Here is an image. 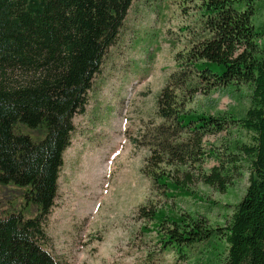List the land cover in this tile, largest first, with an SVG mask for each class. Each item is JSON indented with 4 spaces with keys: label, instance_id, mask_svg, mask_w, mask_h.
<instances>
[{
    "label": "trees",
    "instance_id": "1",
    "mask_svg": "<svg viewBox=\"0 0 264 264\" xmlns=\"http://www.w3.org/2000/svg\"><path fill=\"white\" fill-rule=\"evenodd\" d=\"M132 2L0 0V186L23 188L36 208L0 215V264H70L46 247L44 222L73 117ZM193 7L184 12L191 23L171 41L180 47L156 96L157 121L132 137L146 149L141 172L157 197L139 205L136 217L179 257L199 246L193 264H264V0H198ZM212 90L238 104L213 113L191 105ZM37 129L42 135L34 138L28 131ZM222 132L230 137L206 143ZM207 156L216 163L205 169ZM245 175L222 223L210 219L206 203L178 206L186 197L201 202L196 182L223 194Z\"/></svg>",
    "mask_w": 264,
    "mask_h": 264
},
{
    "label": "rangeland",
    "instance_id": "2",
    "mask_svg": "<svg viewBox=\"0 0 264 264\" xmlns=\"http://www.w3.org/2000/svg\"><path fill=\"white\" fill-rule=\"evenodd\" d=\"M197 1L133 0L128 9L86 93L83 110L72 120L57 195L44 222L46 247L56 257L70 264H193L198 257L199 246L190 248L187 258L163 249L150 224L143 229L145 222L136 217L139 205L157 197L141 172L146 149L132 142V137L157 121L156 96L174 68L180 47L171 41L181 37L180 26L191 23L184 12L191 11ZM201 104L213 113L238 102L212 90L199 93L191 105ZM236 129L229 128L232 133ZM28 132L34 138L42 135L39 129ZM229 137L222 132L207 137L206 143L218 145ZM215 163L207 156L202 166L208 169ZM246 185L247 175L222 194L196 182L193 189L201 202L186 197L178 206L188 210L194 203H206V214L222 223ZM23 192L13 184L0 186V215L13 209L33 215L36 208L25 202Z\"/></svg>",
    "mask_w": 264,
    "mask_h": 264
}]
</instances>
